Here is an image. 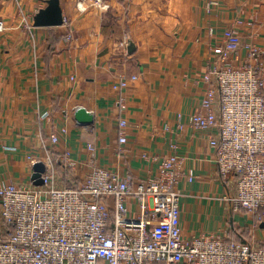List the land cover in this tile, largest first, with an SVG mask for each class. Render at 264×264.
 Segmentation results:
<instances>
[{
    "label": "crops",
    "instance_id": "crops-1",
    "mask_svg": "<svg viewBox=\"0 0 264 264\" xmlns=\"http://www.w3.org/2000/svg\"><path fill=\"white\" fill-rule=\"evenodd\" d=\"M46 1L0 0V181L29 183V157L58 161L69 152L76 168L65 184L81 182L95 161L137 185L160 173L176 145L183 171L194 175L179 186L183 235L264 247V218L235 214L226 200L234 184L219 176L209 145L215 133L189 123L203 112V77L227 31L242 39L241 62L256 45L264 65V0H61L63 26L36 28ZM122 80L128 86L115 89ZM79 108L94 116L92 125L76 122ZM56 168L67 173L63 163Z\"/></svg>",
    "mask_w": 264,
    "mask_h": 264
},
{
    "label": "built area",
    "instance_id": "built-area-1",
    "mask_svg": "<svg viewBox=\"0 0 264 264\" xmlns=\"http://www.w3.org/2000/svg\"><path fill=\"white\" fill-rule=\"evenodd\" d=\"M95 3L100 6L101 0ZM4 30L0 22V32ZM224 41L213 51L218 62L203 77L208 86L203 112L192 115L189 123L199 131L215 133L209 145L219 176L234 184L226 198L232 212L248 213L261 221L262 53L251 45L249 62L243 63L235 56L243 45L240 35L229 30ZM127 86L128 81L122 80L114 88ZM126 128L127 121L120 120L121 146L128 142ZM66 134L62 129L60 135ZM59 141V135H52V143ZM88 148L95 154L92 145ZM173 150L157 176L137 185L95 161L81 182L65 184L56 166L63 163L67 172L75 170L69 152L58 161L50 157L42 161L46 172L41 187L31 180L26 184L0 181V264H264L261 245L205 233L183 237L179 186L185 180L192 182L194 175L183 171L184 159L176 153V145ZM29 161L34 166L41 160L32 156Z\"/></svg>",
    "mask_w": 264,
    "mask_h": 264
},
{
    "label": "water",
    "instance_id": "water-1",
    "mask_svg": "<svg viewBox=\"0 0 264 264\" xmlns=\"http://www.w3.org/2000/svg\"><path fill=\"white\" fill-rule=\"evenodd\" d=\"M34 27L50 28L61 27L64 23L61 0H47L46 7L41 9L34 17ZM134 51L133 45L129 47V53ZM75 120L80 126H90L94 123V116L84 108H79L75 113ZM46 172L45 164L41 161L33 166L31 181L34 186L44 185L43 175Z\"/></svg>",
    "mask_w": 264,
    "mask_h": 264
},
{
    "label": "trees",
    "instance_id": "trees-1",
    "mask_svg": "<svg viewBox=\"0 0 264 264\" xmlns=\"http://www.w3.org/2000/svg\"><path fill=\"white\" fill-rule=\"evenodd\" d=\"M69 176V173H65L64 178L67 180V177ZM248 243V242H247Z\"/></svg>",
    "mask_w": 264,
    "mask_h": 264
},
{
    "label": "rangeland",
    "instance_id": "rangeland-1",
    "mask_svg": "<svg viewBox=\"0 0 264 264\" xmlns=\"http://www.w3.org/2000/svg\"><path fill=\"white\" fill-rule=\"evenodd\" d=\"M183 237H184L185 239H187L184 235H183Z\"/></svg>",
    "mask_w": 264,
    "mask_h": 264
}]
</instances>
